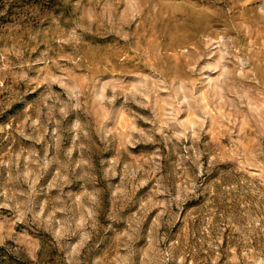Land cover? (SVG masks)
<instances>
[{
  "label": "rangeland",
  "instance_id": "374dc122",
  "mask_svg": "<svg viewBox=\"0 0 264 264\" xmlns=\"http://www.w3.org/2000/svg\"><path fill=\"white\" fill-rule=\"evenodd\" d=\"M0 264H264V0H0Z\"/></svg>",
  "mask_w": 264,
  "mask_h": 264
}]
</instances>
